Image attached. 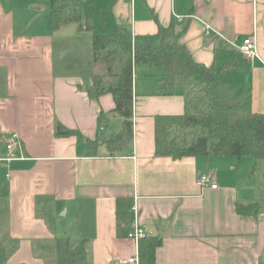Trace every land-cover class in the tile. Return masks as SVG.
<instances>
[{"label":"crops","instance_id":"1","mask_svg":"<svg viewBox=\"0 0 264 264\" xmlns=\"http://www.w3.org/2000/svg\"><path fill=\"white\" fill-rule=\"evenodd\" d=\"M49 1L0 0V264H56L57 237L71 248L83 242L74 264H133L135 226L161 239L156 264H264V203L237 209L264 187L257 159L155 157L154 117L187 111V89L160 94L164 70L145 64L133 66L132 140L109 151L102 140L122 119L110 113V94L92 99L84 90L95 71L92 33L77 24L53 30ZM82 8L100 33L133 39L158 40L159 25L173 22L195 61L215 73L234 63L243 88L236 101L245 106L248 95V109L264 113V0H83ZM251 35L252 61L235 47ZM57 124L80 137H57ZM199 175L217 187H200Z\"/></svg>","mask_w":264,"mask_h":264},{"label":"trees","instance_id":"2","mask_svg":"<svg viewBox=\"0 0 264 264\" xmlns=\"http://www.w3.org/2000/svg\"><path fill=\"white\" fill-rule=\"evenodd\" d=\"M83 0H50L49 13L53 30L68 24H77L92 33L91 51L94 74L84 88L89 98L97 99L110 94L114 108L110 113L122 119L118 133L102 140L111 152L120 151L132 140L133 114V66L145 64L159 67L164 74L159 77V93L168 87H185L188 110L178 115L154 117V156L241 158L250 156L264 160V113L251 112L239 101L220 98L216 91L215 67L195 61L187 48L177 41L182 31L175 30L171 22L158 27V40L153 36L133 39L130 33L113 30L100 33L90 17L83 12ZM234 63L222 70H232ZM199 80V86L197 82ZM106 117L101 115L100 122ZM57 137L76 135L78 131L66 129L61 124L55 128ZM87 147L95 148L96 141L87 140ZM264 203V187L260 189L254 204L238 205L246 211ZM161 245L158 236H145L137 243V264H156L155 251ZM83 242L71 248L66 237L55 239L56 264H74L76 256L84 254ZM6 250L0 242V261Z\"/></svg>","mask_w":264,"mask_h":264},{"label":"built area","instance_id":"3","mask_svg":"<svg viewBox=\"0 0 264 264\" xmlns=\"http://www.w3.org/2000/svg\"><path fill=\"white\" fill-rule=\"evenodd\" d=\"M211 27L209 25H205V33L208 34ZM235 45V44H234ZM235 47L249 60H253L257 57L256 53V39L254 35L245 37L242 39V43L236 44ZM17 135L12 133L7 140L6 148L11 149L15 143ZM9 159V158H7ZM197 183L200 187H210L215 189L217 184L215 183L214 179L210 175H199L197 179ZM146 236L145 232L143 231L142 227L135 226L134 229L127 234L128 238L133 239L136 243L142 238ZM137 256L133 259H130L129 262L133 264H137Z\"/></svg>","mask_w":264,"mask_h":264},{"label":"rangeland","instance_id":"4","mask_svg":"<svg viewBox=\"0 0 264 264\" xmlns=\"http://www.w3.org/2000/svg\"><path fill=\"white\" fill-rule=\"evenodd\" d=\"M205 41H206V39L204 40V45H206ZM240 43H242V40L239 41V44ZM215 44H216V42H215ZM236 54L239 58H241V55L238 52H236ZM232 56H233V54H232ZM217 67H219V65H217ZM215 76H216L217 80H219V81L221 80V84H222V82H224L225 85H227V86L229 85L228 87L231 88V93H227V90H226L227 88H222V87H225V86H222L223 84L222 85H216V91L215 92L217 94H220V96H221L220 98H222L223 100H227V101H229V99H230L231 102H235L239 98H242L243 88L237 87V81L241 79V76L239 74H237L235 70H223V71L219 72V70L217 68ZM197 84H200L199 80H198ZM0 147H1V142H0ZM232 158L235 159V161H236V159H241V158H235V157H232ZM242 159H244V158H242ZM256 161H258V167H259L258 169H264V167H261L262 165H264V160H258L257 159ZM259 163H262V164L260 165ZM0 169H6V168H4L2 163H0Z\"/></svg>","mask_w":264,"mask_h":264}]
</instances>
